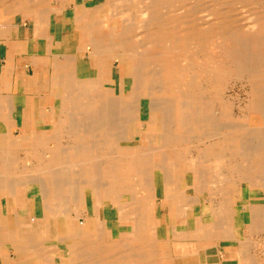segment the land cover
<instances>
[{
	"label": "bare ground",
	"instance_id": "bare-ground-1",
	"mask_svg": "<svg viewBox=\"0 0 264 264\" xmlns=\"http://www.w3.org/2000/svg\"><path fill=\"white\" fill-rule=\"evenodd\" d=\"M213 1L216 9L198 0H111L109 14L86 30L93 75L80 77L69 54L52 76L61 87L66 147L21 149L20 158L12 150L27 146L22 141L10 155L0 150V162L12 165L0 164V192L19 196L38 187L55 224L71 220L61 241L73 264H209L222 241L235 242L226 248L235 264H264L255 240L264 212V0H239L252 5L244 28L228 20L236 0ZM108 20L116 30L106 29ZM103 57L126 61L117 87L102 78ZM238 82L246 97L232 116L234 97L224 89ZM14 162L20 167L12 169ZM159 200L172 221L165 234L147 220ZM108 204L115 237L99 215Z\"/></svg>",
	"mask_w": 264,
	"mask_h": 264
},
{
	"label": "crops",
	"instance_id": "crops-1",
	"mask_svg": "<svg viewBox=\"0 0 264 264\" xmlns=\"http://www.w3.org/2000/svg\"><path fill=\"white\" fill-rule=\"evenodd\" d=\"M39 2H0V150L6 152L4 155H10L8 150L14 149L11 147L13 142L22 141L27 146L12 150V154L17 152L14 156L18 158L21 149L31 148L36 152L38 148L40 152H37L42 153L40 147L49 151L66 147L68 135L62 129L64 123H61L62 117L58 112L61 87L59 82L52 81V76L61 74V68H58L64 56L72 55L75 63L78 58L88 56L91 48H84L88 39L86 30L101 17L105 0ZM40 11H44L43 14ZM36 20L44 21L39 31ZM84 51L87 52L86 57ZM85 65L86 77L92 76L93 68L88 62ZM33 141L37 146L31 144ZM47 156L48 153L45 154ZM15 163L12 169L16 165L20 167ZM37 191L38 187L29 186L26 194L19 196L0 192V264H73L67 244L61 241V234L65 235L72 229L71 220L67 219L65 224L61 219V223L55 224L54 217L51 218L45 210L47 199ZM89 202L86 201L87 204ZM81 215L80 218L83 217ZM99 215L103 216L109 235L115 237L118 225L114 208L104 205Z\"/></svg>",
	"mask_w": 264,
	"mask_h": 264
},
{
	"label": "rangeland",
	"instance_id": "rangeland-1",
	"mask_svg": "<svg viewBox=\"0 0 264 264\" xmlns=\"http://www.w3.org/2000/svg\"><path fill=\"white\" fill-rule=\"evenodd\" d=\"M10 1V0H9ZM193 1V0H192ZM209 1V0H208ZM110 2H111V0H105V2H104V5L102 6V9H101V11H100V13L102 14V15H104V14H106L105 16H107L108 14H109V12H110V10H111V8H110ZM198 2H199V5H201V6H204L205 8H207L208 9V6H209V8L210 7H215V9L217 8V5L215 4V2L213 1V0H210L209 1V3H206V0H198ZM204 2V3H203ZM212 2H214V3H212ZM238 2V3H237ZM236 3H237V5H236ZM239 4V5H238ZM241 5H246L245 7H241ZM237 6H238V8H239V10H238V8H237ZM240 6V7H239ZM252 5L251 4H244V3H242V2H240L239 0H236L235 2H234V4L232 5V9L229 11V10H227V14H229L231 17V19L229 18L228 20H230L231 22L233 21L235 24H237L239 27H242V28H244L243 26H242V24L244 23V21H246V16H249L250 15V13H251V10H250V7H251ZM236 8H237V10L238 11H240L239 13H240V15L242 14V13H244V14H242L241 16L242 17H240V15H239V13L237 12V10H236ZM242 8V9H241ZM244 9V10H243ZM107 10V11H106ZM234 11H236L237 12V14L238 15H235L236 14V12L234 13ZM246 15V16H245ZM104 16V17H105ZM235 16V17H234ZM238 16H239V19H238ZM245 16V17H244ZM234 17V18H233ZM237 17V18H236ZM241 20H243V21H241ZM110 21H112V20H108V27H106L107 26V24L105 25V27H106V29H110V30H112L113 29V25H112V22H110ZM115 21H117V20H115ZM238 22V23H237ZM110 25V26H109ZM115 26H117L116 24H115ZM113 30H116V29H113ZM86 37H87V35H86ZM88 40V39H87ZM87 42H85V44H86ZM83 53H85V57H86V55H87V52H83ZM87 58V57H86ZM86 58H78L77 60H76V72H77V74L80 76V77H86V65L84 64L85 63V61L87 60ZM102 60H101V75H102V78L104 77V79H106V80H108V81H110V83H112V81H115V87H117V85H118V83H119V79L121 78V76H123V72L125 71V69H126V61H124L123 59H121L120 61H117V60H114L113 61V63H112V60L113 59H108V58H106V57H103V58H101ZM100 60V59H99ZM84 61V62H83ZM78 64V65H77ZM105 65V66H104ZM84 66V67H83ZM83 67V68H82ZM108 67V68H107ZM119 68V71L117 70ZM81 69V70H80ZM105 71V72H104ZM115 73V74H114ZM82 74V75H81ZM112 77V78H111ZM230 84L231 83H229V84H227V85H225V86H227L224 90H226V91H224V94L225 95H227V96H232V100H233V104H236V105H233V108H232V116L234 115V116H238L239 114H240V110L238 109V106L240 107L241 105H243V101H244V99L243 98H245L246 96H245V91L242 89V87H241V84H240V82H238V83H236V84H234L233 86H232V88H231V86H230ZM106 86H108V85H106ZM120 86H121V84H120ZM243 88H246L245 86L243 87ZM126 89H128V85L126 86ZM236 89V90H235ZM117 91V90H116ZM238 94V98H239V100H238V98H236L235 96ZM231 98V97H230ZM234 99H235V101H234ZM243 100V101H242ZM236 102V103H235ZM141 104H142V108H141V119H143V120H145L146 118H147V100L145 99V98H143L142 100H141ZM239 104V105H238ZM237 106V107H236ZM237 110H236V109ZM239 110V111H238ZM234 111V112H233ZM236 113V114H235ZM241 118H244V117H241ZM233 121L235 120V118H231ZM247 120H248V118H247ZM244 121H245V118H244ZM250 122H252L251 120L249 121V124H250ZM254 136H256V135H258L259 134V129H257L256 131H254ZM141 138V137H140ZM140 144H146V139L145 138H142V139H140ZM249 189H251V188H247L246 187V189L245 188H243V195H244V197L246 198V197H249V194H248V191H249ZM258 194V195H257ZM254 195H257V198H258V196H260L259 195V193L257 192L256 194H254ZM255 202H260V200H255ZM166 203H167V201H162V200H159L158 201V205H157V209H156V211L155 212H153V213H151V214H148L147 215V220L148 221H156V223H154V224H152L151 225V227H150V229L151 228H153L154 227V225L155 224H161L160 226H159V231H161V234H165V233H167V229H168V226H169V224H172V221H171V219L169 218V216L168 215H166L165 214V207H166ZM206 207H207V203L205 202L202 206H201V208L203 209V210H206ZM163 211V212H162ZM196 211H199V209L198 210H196ZM195 211V212H196ZM262 212V211H261ZM264 213V212H263ZM262 213V219L259 221V224H258V227H257V230L258 231H256L255 230V233L257 234V236L255 235V240H257L256 242H257V244H256V242L253 240V243L254 244H256V246H257V248L259 247V248H264V214ZM81 221H82V218L80 219ZM242 220V217H239V219H237L236 220V224L237 225H240V221ZM159 222V223H158ZM163 224V225H162ZM263 237V238H262ZM262 238V239H261ZM260 243V244H259ZM232 245H235V242H229L228 243V241H224V242H222L221 243V250H220V252H219V257H215L214 259H216V260H213L212 262H214L215 264H235L236 262H235V259H234V257H235V254H234V252L232 251V250H230V249H226V248H229V247H232ZM259 245V246H258ZM263 246V247H262ZM213 251L212 252H216V249H214V247H213V249H212ZM178 254H181L180 252H177ZM220 254H221V256H220ZM232 257V258H231ZM224 258V259H223ZM161 263L162 264H170V259H165V260H161Z\"/></svg>",
	"mask_w": 264,
	"mask_h": 264
}]
</instances>
